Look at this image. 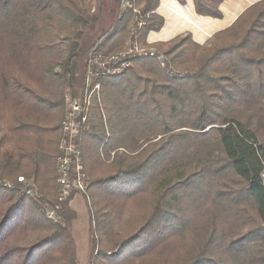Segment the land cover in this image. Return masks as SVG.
<instances>
[{
  "label": "trees",
  "instance_id": "1",
  "mask_svg": "<svg viewBox=\"0 0 264 264\" xmlns=\"http://www.w3.org/2000/svg\"><path fill=\"white\" fill-rule=\"evenodd\" d=\"M86 1L0 0V264H78L76 192L60 199L56 170L65 90L80 98L84 62L122 50L135 16L123 0L95 13ZM131 1L144 5L145 44L164 25L160 0ZM193 1L222 16L223 0ZM156 46L164 67L135 58L97 79L77 140L89 264H264V0L206 44L181 34ZM55 205L60 222L45 214Z\"/></svg>",
  "mask_w": 264,
  "mask_h": 264
},
{
  "label": "built area",
  "instance_id": "2",
  "mask_svg": "<svg viewBox=\"0 0 264 264\" xmlns=\"http://www.w3.org/2000/svg\"><path fill=\"white\" fill-rule=\"evenodd\" d=\"M132 9L137 13L135 23L131 28V38L126 49L111 53L93 52L90 54L85 65V79L83 92L80 98H74L71 92H66V113L62 121V137L59 144L56 170L58 174L60 199L70 197L73 191L77 194H86L88 190V174L84 169V159L77 145V140L90 117L92 102L95 97L100 100L101 84L97 81L99 77L121 74L135 58H157L161 65H166V54L156 49L152 42L145 44L139 42L138 31L145 25L141 15V9L136 7L131 0H123L122 10ZM23 184L25 192L30 196L37 195L32 181L21 175L17 178ZM6 186H11L10 180H5ZM59 205L47 206L46 216L56 222L61 221L58 211Z\"/></svg>",
  "mask_w": 264,
  "mask_h": 264
},
{
  "label": "crops",
  "instance_id": "3",
  "mask_svg": "<svg viewBox=\"0 0 264 264\" xmlns=\"http://www.w3.org/2000/svg\"><path fill=\"white\" fill-rule=\"evenodd\" d=\"M258 1L260 0H223L219 6L222 16L215 18L198 14L193 0H160L156 13L163 16L165 22L161 29L149 33L147 41L156 45L181 34H191L195 41L206 44L216 32L229 27L249 6ZM73 208L78 214L75 221H88L86 206L79 202L74 204ZM75 233L81 234V228L77 226Z\"/></svg>",
  "mask_w": 264,
  "mask_h": 264
},
{
  "label": "rangeland",
  "instance_id": "4",
  "mask_svg": "<svg viewBox=\"0 0 264 264\" xmlns=\"http://www.w3.org/2000/svg\"><path fill=\"white\" fill-rule=\"evenodd\" d=\"M86 6L89 10L90 13H95L97 12V8H98V0H87L86 1ZM136 7L140 8L142 10L143 8V4L140 5H135ZM135 16L133 18V20L131 21L129 28L131 31L132 25L135 23V18L137 16V13H135ZM96 33V26L93 25L90 30H89V34L92 35ZM129 43V40L127 42V44ZM126 44V46L123 49H126L128 47V45ZM154 47L156 49H158L160 52H164L165 50L158 48L155 44ZM122 49V50H123ZM120 51V50H119ZM85 65L86 62H84L83 66H82V76L85 79ZM84 82V81H83ZM83 85V84H82ZM65 92H70L68 89L65 90ZM82 92H83V87H82ZM37 190V189H36ZM83 204V206H86L87 211H88V201L86 196H84L83 194H77L72 201L70 202V207L72 210H74L77 214V211L73 208L74 204ZM85 204V205H84ZM78 218V214L77 217L72 221V223L70 224V228L72 230L73 236L75 238L76 241V247H77V259H78V264H89L90 261V245H89V237H90V232H89V212H88V221L87 222H81L80 221H75ZM77 222L79 225H77ZM77 226L80 229L81 228V234L75 233L74 231H77ZM87 230V232H86Z\"/></svg>",
  "mask_w": 264,
  "mask_h": 264
}]
</instances>
